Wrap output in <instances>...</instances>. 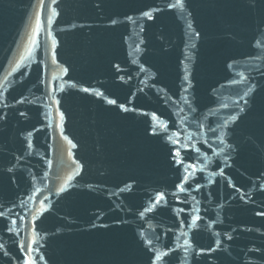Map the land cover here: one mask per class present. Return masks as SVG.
<instances>
[{"label": "water", "instance_id": "1", "mask_svg": "<svg viewBox=\"0 0 264 264\" xmlns=\"http://www.w3.org/2000/svg\"><path fill=\"white\" fill-rule=\"evenodd\" d=\"M0 264H264V0H0Z\"/></svg>", "mask_w": 264, "mask_h": 264}, {"label": "snow or ice", "instance_id": "2", "mask_svg": "<svg viewBox=\"0 0 264 264\" xmlns=\"http://www.w3.org/2000/svg\"><path fill=\"white\" fill-rule=\"evenodd\" d=\"M181 2V0H177V3H180Z\"/></svg>", "mask_w": 264, "mask_h": 264}]
</instances>
